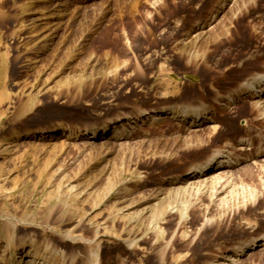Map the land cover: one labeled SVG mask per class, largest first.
<instances>
[{
    "label": "rangeland",
    "instance_id": "1",
    "mask_svg": "<svg viewBox=\"0 0 264 264\" xmlns=\"http://www.w3.org/2000/svg\"><path fill=\"white\" fill-rule=\"evenodd\" d=\"M262 71L264 0H0V264H264Z\"/></svg>",
    "mask_w": 264,
    "mask_h": 264
},
{
    "label": "bare ground",
    "instance_id": "2",
    "mask_svg": "<svg viewBox=\"0 0 264 264\" xmlns=\"http://www.w3.org/2000/svg\"><path fill=\"white\" fill-rule=\"evenodd\" d=\"M236 43V42H235ZM237 44V43H236ZM234 46H236L234 44ZM239 46V45H238ZM237 93V92H236ZM235 93V94H236ZM238 94V93H237ZM241 94H246V95H249L250 97L252 96H255V97H264V71H262L261 73H257V74H254L253 76H251L249 79L246 80V83H245V88L244 90L242 91ZM240 95V94H239ZM232 96V95H231ZM232 98V97H231ZM234 99V97H233ZM237 99V97H236ZM230 100V99H229ZM174 109H169L165 112L166 115H169L171 113H174ZM192 116V117H191ZM152 118L154 119H159L162 117V113H158L156 115H152L151 116ZM188 117H191V124H201L203 122V119H207L209 118L208 116H201L200 115V112H195L193 113V115H189ZM198 122V123H197ZM231 130V129H230ZM234 130V129H233ZM235 132V131H234ZM97 135L96 134H92L91 137L95 138ZM222 157V158H221ZM219 157L218 155V158L217 160H214L215 158H212V160L208 163H206L205 165H203L202 167H199V168H195L192 172V177H191V180L192 179H195L198 177H202V176H206L208 175L209 173H213L215 171H218L219 169L225 167V166H229L230 163L227 164L228 160H225L224 156H221ZM226 162V164H225ZM213 164V165H212ZM201 166V165H200ZM219 180V179H218ZM215 181V180H214ZM221 182V181H219ZM218 182V183H219ZM195 183V182H193ZM217 183V182H216ZM207 185V184H206ZM217 185V184H216ZM225 186V185H224ZM223 186V187H224ZM206 187V186H205ZM204 187V188H205ZM222 187V188H223ZM220 192V191H218ZM223 192V191H222ZM256 242H253L252 244L250 245H247L246 248H254V246H256ZM261 246H264V237L262 238V241H261ZM245 252V249H243L241 251V253L239 254L240 256L242 254H244Z\"/></svg>",
    "mask_w": 264,
    "mask_h": 264
}]
</instances>
